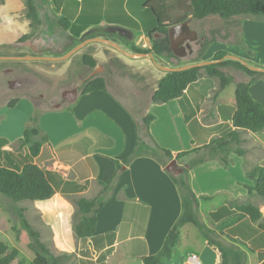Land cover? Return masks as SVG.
I'll list each match as a JSON object with an SVG mask.
<instances>
[{"label":"crops","instance_id":"obj_1","mask_svg":"<svg viewBox=\"0 0 264 264\" xmlns=\"http://www.w3.org/2000/svg\"><path fill=\"white\" fill-rule=\"evenodd\" d=\"M47 1V11L56 16L59 30L64 34L60 39L64 43L63 49H54V45H51L39 51H22L20 57H63L84 44L81 51L96 59L95 70H103L102 77L106 81V90L85 95H82L78 88L62 91L61 98L68 104L57 103L55 108L68 107L65 115L69 116L68 126L73 125L72 129H66L59 113L47 114L52 123L66 132L64 134L60 132V135L55 136L43 123L41 128L48 136L49 142L42 146L34 163L51 177L57 184L58 191L51 199L35 201L34 204L37 208L48 207L51 210L55 209L52 203L56 199L64 200L66 197L95 199L98 195L103 196L104 199L101 197V200H104L105 204L97 214L96 233L86 243L92 250L99 249L101 255H108L103 260L106 264H110L109 259L115 254L126 264L129 259L142 262V257L156 254L161 249L167 233L182 212L179 189L170 173L166 171V167L175 160L178 153L191 151L196 144L185 122L179 100L167 103L152 101L158 82L165 75L156 76L152 65L155 63L154 58L131 57L127 55L131 54L130 51L124 49L127 45L150 48L152 41L148 32L156 28V19L150 10L142 7L139 0ZM37 7L44 8L40 3ZM64 17L71 20L74 28L84 27L80 35H73L60 27L59 20ZM47 23V17L44 21L41 19V24ZM155 37L159 35L156 34ZM94 39L117 42L123 52L113 47L104 48V43L89 42ZM94 45L97 47L86 50ZM61 61L29 59L21 62L35 65ZM67 65L62 68L63 71ZM261 66H264V63ZM130 72L141 73L139 80H132ZM148 74L152 76L149 77ZM155 77H158V82L151 85L150 80ZM91 78L92 75L84 82ZM260 81L261 78L250 87V94L264 108V88H260L261 91L258 92H254L253 89ZM192 86L193 91H189L187 97L191 108L195 110V119L210 130L208 141L225 137L233 130L231 117L236 109V99L235 103H229L222 95L229 86L220 91L213 105L212 114L205 119L204 115H200L203 112L201 106L204 107L209 95H205L199 80ZM69 90L77 92L74 101L69 102L63 98V94ZM196 92L200 93L201 97H198ZM191 108L188 110L192 112ZM149 114L154 116V120L146 126L144 118ZM163 116L167 127L163 132L165 134L158 135L154 128ZM182 126L184 132L187 130L185 132L188 135L187 140L186 135L184 140L180 135ZM241 136L244 139L241 147L246 150L245 156L230 154L232 163L228 167L219 160H208L193 168L188 174L190 188L199 202L197 211L201 207V202L206 201L202 199L204 196L210 198L207 201L214 199L221 201L207 212L211 221L208 227L215 231L217 226L228 222L230 225L226 231L244 217L231 215L216 222L211 218V213L224 206H234L238 204L236 202L246 203L254 196L248 195L245 188L253 185L246 174L250 171L246 161L255 150H264V131L242 132ZM247 142L251 144L249 147L245 146ZM159 148L169 150L173 159H168ZM146 150H151V153H147ZM134 151H137L138 157L128 164H123V160ZM192 155L195 154L188 156ZM116 161L121 163L119 169ZM256 165L264 166V158H257ZM177 166V169H182L178 162ZM113 175L116 177L114 182L104 189V185ZM63 191L67 193H61ZM235 244L244 250L246 255L247 251L251 252L247 244ZM209 248L216 252L219 263L220 254L212 247ZM140 250H144V253H138ZM258 261L264 264L259 255Z\"/></svg>","mask_w":264,"mask_h":264},{"label":"rangeland","instance_id":"obj_2","mask_svg":"<svg viewBox=\"0 0 264 264\" xmlns=\"http://www.w3.org/2000/svg\"><path fill=\"white\" fill-rule=\"evenodd\" d=\"M31 2L36 8L40 3L43 9L36 8L42 21L48 18L46 25H34L31 18L28 17V3ZM47 0H0V57H18L20 52H34L39 49L54 45V49H63L64 35L56 23V16L47 11ZM190 19V27L198 33V39L192 43L190 50L184 57L164 56L154 58L153 67L156 76H162L166 72L162 68H177L198 64L203 62H211V59L218 51H225L231 59L233 56L246 62L254 64L259 70L264 69L261 66L264 63V18L260 16H238L229 19H222L219 16H209L203 20ZM58 37V38H57ZM56 41V42H55ZM56 43V44H55ZM118 45V43H115ZM187 44V42L185 43ZM119 46V45H118ZM97 46L88 47L86 50L96 48ZM111 48L110 45L104 44V48ZM131 55L134 45L125 46ZM77 48V47H76ZM83 48V47H82ZM79 49L71 54L65 60L59 63H42L35 65H27L21 61L0 60V165L6 164L9 160L17 165H21L24 161L27 147L21 143V137L24 130L30 127L44 126L53 134H64L66 130L59 128L57 124L47 118V114L61 115L63 124L66 129H72L73 125H69V116L65 115L66 106L62 109H56L57 103L68 104L62 100V91L64 89L78 88L80 91L81 84L88 79L95 69L87 68L82 63V55L84 51ZM141 49H149L146 47H137ZM47 49V48H46ZM75 49V48H74ZM73 49V50H74ZM70 53V52H69ZM68 53V54H69ZM67 55V54H66ZM65 55V56H66ZM232 56V57H231ZM64 57V56H63ZM149 57V56H147ZM57 58V57H56ZM53 61V60H52ZM20 62V63H14ZM55 64V65H53ZM68 64V65H67ZM53 65V66H52ZM65 71L62 70L64 66ZM41 66V67H38ZM42 68V69H40ZM226 75L233 78V84L227 87L223 92V97L227 101L235 103V90L239 82L248 80V76L233 67L220 68ZM102 69L96 71L95 76H102ZM261 72V71H259ZM131 79L138 81L141 73H132ZM151 77V74H148ZM158 77L150 80V84L154 85L158 82ZM259 78L262 81L257 82L254 92L261 91L264 88V76ZM199 85L202 87L205 95H209L203 112L200 115L210 116L214 110V103L220 93L219 80L207 75L205 69L199 71ZM11 82L19 85L15 88L10 87ZM14 100H18L15 105L10 106ZM263 103V102H262ZM264 105V104H263ZM148 105H146V108ZM61 122V121H60ZM59 124V122H58ZM167 122L164 116L159 120L154 128V132L158 135L165 134ZM42 129V128H41ZM186 130V129H185ZM61 132V133H60ZM187 132V130L185 131ZM184 132L183 126L180 128L182 140H187V133ZM60 133V134H59ZM3 138H7L9 143L3 145ZM251 144L247 142L246 147ZM146 150L151 153V150ZM252 154V153H251ZM206 154L201 151L197 155L185 156L177 160L182 168L192 159L201 158ZM257 158H264V150H255L253 155H249L246 164L249 170H253L256 165ZM42 160H40L41 162ZM169 162L170 160H165ZM175 172V176L181 175ZM104 199L103 196L98 198ZM77 198L66 197L64 200L56 199L53 201L54 208L49 210L48 207L37 208L32 201H22L15 203L0 193V207L11 218L17 229L23 228L21 215L23 214L26 221L31 225L34 231L40 234V241L60 259L61 264H80L79 260L85 258L99 259L101 261L108 255H101L99 249L92 250L86 242H80L74 235L73 225L77 220V207L75 202ZM40 202V201H39ZM220 200L201 202L199 211H195L197 218L207 227L210 224L208 210L213 209L220 203ZM246 202H251L264 215V201L257 196L250 197ZM243 203V202H236ZM43 211V212H42ZM228 222L217 226L216 232L220 235L218 238L222 243H230L223 232L229 226ZM220 230V231H219ZM0 241L8 246L11 250L7 237L0 231ZM242 247V246H241ZM244 249V247H242ZM144 251V250H143ZM139 251L138 253H144ZM109 254V253H108ZM193 255L197 256L193 259ZM246 264H260L258 254L247 251ZM136 259H129L128 264H143ZM24 261L25 264H32L29 260L19 255L12 264H18ZM258 261V262H257ZM195 262V263H193ZM110 264H126L121 261L119 255L110 257ZM218 259L216 252L206 245L205 239L200 230L192 225L187 224L181 228V238L175 247L172 258L165 264H217Z\"/></svg>","mask_w":264,"mask_h":264},{"label":"trees","instance_id":"obj_3","mask_svg":"<svg viewBox=\"0 0 264 264\" xmlns=\"http://www.w3.org/2000/svg\"><path fill=\"white\" fill-rule=\"evenodd\" d=\"M139 2L143 8L152 12L157 26L153 31L148 32V36L152 41L151 47L149 49L135 47L132 52L135 54H152L154 58L166 55L176 58L170 50L168 29L171 26L185 22L189 18L197 20H203L209 16H219L222 19L238 16H260L264 18V0H139ZM28 8V17L32 19L33 24H40L37 7L35 8L29 2ZM59 25L63 30L69 31L73 35H80L84 30V27L74 28L71 20L67 17L61 18ZM156 34L159 37H155ZM228 55L225 51H218L211 59L212 64L165 73L159 80L152 96L154 103L179 100L185 122L194 137L195 148L191 151L178 153L175 160L177 161L192 153L197 155L201 151L206 155L190 160L183 168L181 175L175 176L170 173L180 192L182 212L167 233L161 249L156 254L142 257L143 264H165L166 261L170 260L175 247L180 241L181 228L187 224L196 226L203 235L206 245L220 254L218 264H246L247 255L245 251L235 243L247 244L251 252H257L262 261L264 260V216L259 207L251 202H246L234 206H224L211 213V218L216 222L231 215L244 217L238 224L224 232L223 236L229 238L231 242L228 244L222 243L218 239L220 235L197 218L195 211L198 209L199 202L188 182L189 172L208 160H219L225 167H228L232 163L230 154L235 153L238 156H245L246 150L241 147L244 142L241 136L242 132L260 133L264 131V108L250 94V87L260 76H264V72L254 71L250 68L255 66L254 64L241 59H229L227 58ZM82 63L90 69L97 67L96 59L89 54L82 55ZM223 67H233L245 73L249 79L236 85V109L231 117L233 130L225 137L208 141L210 130L204 128L195 119V110L190 106L187 93L193 91L192 85L198 81L200 69H205L209 77L217 78L219 80V90H224L233 82V78L220 70ZM103 90H106V81L102 76H95L82 83L80 87L82 95ZM196 93L198 97H201L200 93ZM16 102L18 100H14L10 106L15 105ZM188 108H191L192 112ZM153 120L154 116L151 114L144 118L146 126H149ZM48 142V136L40 127L34 126L24 130L21 143L28 150L23 163L17 165L9 160L6 164L0 165V193L2 195L15 203H19L22 201H46L57 193V184L41 167L34 163V159L39 156L42 146ZM2 143L6 145L9 142L3 138ZM159 150L161 149L159 148ZM161 151L168 159H173V155L169 150ZM137 157L138 153L134 151L122 163L128 164ZM120 164L116 161L118 169L121 166ZM246 174L253 182L252 186H245L248 195L257 196L264 201V166H256ZM115 178V175H113L104 185V189H107ZM61 193L67 192L63 191ZM202 199L210 200L206 196ZM75 204L77 207V220L73 225L74 235L78 240L86 242L96 233L97 214L104 207L105 201L99 198H80ZM21 218L23 228L17 229L11 218L0 207V231L4 233L12 246L11 250H8V246L0 241V264H12L19 255H22L32 264H61L60 259L40 241V234L33 230L23 214ZM79 262L80 264H106L91 257L81 259ZM18 264H25V262L20 261Z\"/></svg>","mask_w":264,"mask_h":264},{"label":"water","instance_id":"obj_4","mask_svg":"<svg viewBox=\"0 0 264 264\" xmlns=\"http://www.w3.org/2000/svg\"><path fill=\"white\" fill-rule=\"evenodd\" d=\"M168 38L170 41V50L172 51V53L178 57H184L187 54V51L190 50V52H192V48L190 46V43L196 41L198 39V33L196 31H194L191 27H190V19L186 20L185 22H182L178 25L175 26H171L168 29ZM89 42H100V43H104V44H108L111 47L123 52L121 50V48L116 45L115 43H113L110 40H106V39H94V40H90ZM187 42V44H185ZM84 46V44L79 45L77 48H75L74 50H72L69 54H67L64 57H57V58H43V57H0V60H15V61H22V60H29V59H33V60H53V61H61V60H65L66 58H68L71 54L75 53L76 51H78L79 49H81ZM128 56L131 57H143V56H149L150 58H154V56L152 54H136V55H129ZM232 57V56H231ZM231 59L233 60H239V58L237 57H232ZM213 62H203V63H198V64H190V65H186L183 67H177V68H162L163 71L167 72H178V71H184V70H188L191 68H195V67H203L209 64H212ZM246 64V63H244ZM252 70L254 71H261L264 72V69L259 70L256 67H250ZM97 69L94 71V73L92 74V78L95 77ZM18 83L15 82H11L10 83V87L11 88H15L16 86H18ZM77 97V92L76 90H69L66 91L65 94H63V98L66 101H74ZM177 162L175 160H173L167 167H166V171L169 173H181L182 169H177Z\"/></svg>","mask_w":264,"mask_h":264},{"label":"built area","instance_id":"obj_5","mask_svg":"<svg viewBox=\"0 0 264 264\" xmlns=\"http://www.w3.org/2000/svg\"><path fill=\"white\" fill-rule=\"evenodd\" d=\"M193 259H196V257H195V256H193Z\"/></svg>","mask_w":264,"mask_h":264}]
</instances>
